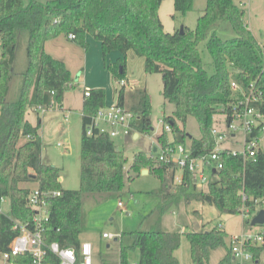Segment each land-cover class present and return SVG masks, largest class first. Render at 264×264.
Listing matches in <instances>:
<instances>
[{
  "label": "trees",
  "instance_id": "obj_1",
  "mask_svg": "<svg viewBox=\"0 0 264 264\" xmlns=\"http://www.w3.org/2000/svg\"><path fill=\"white\" fill-rule=\"evenodd\" d=\"M163 1L0 0V206L2 198H8L11 207L9 215L0 212V248L8 249L19 234L14 228L15 220L32 223L36 211L28 204L32 189L29 184L42 190L62 191L60 196L49 198L46 239L79 248L85 229V195H120L127 173L131 174L130 179L132 173L140 174L143 169L156 175L160 181V187L153 191L159 197L156 223L148 230L121 233L122 238L129 236L131 243L121 245L120 264H129L130 250H138V264H180L176 251L181 234L164 230L161 219L183 197L186 202L197 200L214 205L220 214H239L243 206L256 211V200L264 201V151L247 159L223 153V167L215 172L207 189L198 190L189 172L185 173L183 184L174 189L176 167L160 160L157 152L153 157L145 151L136 152L127 171V158L115 138L88 136L85 132L92 114L106 105L103 87L92 88L90 96L84 95L80 188L61 187L60 168L43 161L42 119L38 117V123L32 124L26 114L28 109L38 113L41 108L62 109L73 76L65 61L45 48L48 41L60 35L85 49L89 47L86 37L92 35L101 43L105 59L112 51H119L121 56L116 61L105 64L117 82L127 76L126 57L130 50L143 57L147 73L161 74L163 97L175 106L172 114L164 115L172 125L174 137L171 139L167 131H162L158 142L166 146L185 144L190 139L194 155L214 149L215 115L225 114L229 123L236 111H242L240 101L244 93H249L252 83L255 91L264 94V45L246 24L244 10L233 0H207L195 29L184 26V33L180 29L170 32L159 15ZM193 1L174 0L175 10L186 13L193 8ZM220 21L230 23L237 36L228 40L218 36L216 27ZM204 40L213 58L212 74L199 48ZM23 49L25 62L19 67V53ZM233 81L240 89L232 88ZM134 90L127 105L125 86L115 88L117 103L138 115V133L150 134L154 130L151 97L146 88ZM254 105L264 113V97ZM191 116L201 130L198 138L185 130ZM255 134H259L257 129ZM244 224L250 225V221ZM187 238L194 264H209L210 250L220 246L226 253L219 264H233L231 237L225 228L217 225L188 232ZM252 251L255 258H260L264 244L254 246ZM107 255L100 252L104 264L108 262Z\"/></svg>",
  "mask_w": 264,
  "mask_h": 264
},
{
  "label": "rangeland",
  "instance_id": "obj_2",
  "mask_svg": "<svg viewBox=\"0 0 264 264\" xmlns=\"http://www.w3.org/2000/svg\"><path fill=\"white\" fill-rule=\"evenodd\" d=\"M28 3L29 0H24ZM43 2L49 0H40ZM242 10H244V20L260 43L264 44V0H233ZM207 0H194L193 8L186 13L176 11L174 0H164L160 10V18L165 25V29L174 32L182 26L195 29L197 20L206 7ZM217 34L223 39H233L237 36L236 31L225 21L217 23ZM86 41L89 44L87 49L77 44L74 40L60 35L52 42L46 43V48L50 53L59 59H63L73 76V83L65 92V106L72 110L50 108L45 112H36L28 109L26 119L33 124L38 123V117L42 119L40 135L42 137V159L44 162L60 168L61 182L64 189H79L81 175V140L83 133L82 103L85 89H92L91 86L103 87L106 91V104L117 102L115 88L120 87V83L112 78L111 72L104 66V56L101 43L92 35H87ZM23 48V46H22ZM203 60L209 73H214L212 55L208 49L207 40L199 44ZM1 56V45H0ZM121 56L119 51H112L107 56L108 62H114ZM127 80L125 85V103L130 104L131 95L134 89H147L152 102L151 119L154 130L150 134L141 133L138 138L117 137L115 143L123 149L127 162L125 169L128 171L133 163L134 154L138 151H145L153 157V145L157 143L158 135L163 131L161 120L164 115L172 114L175 109L174 104L165 101L163 91V81L161 74L147 73L145 70V60L130 50L127 54ZM25 62L24 49L19 53L18 66L22 67ZM125 79H127L125 77ZM238 124V122H236ZM182 128V124H179ZM214 127L223 130L227 127L225 114L215 115ZM185 130L193 137H200L201 130L197 120L189 117ZM173 139V132H166ZM239 143H231L236 149H242L243 133L240 130L237 134ZM264 138V133H261ZM67 138V139H66ZM59 142L62 145H59ZM191 144L190 139L185 143ZM226 144V143H225ZM264 148V141L261 142ZM126 174V185L120 195L106 197V194H87L83 198L82 211L85 216V229L81 234L82 240H90L94 246L95 261H99V253L109 251L118 256L121 245L131 243L130 237H121L122 232L136 229L148 230L157 220L159 197L153 193L160 187V181L153 173H132L130 179ZM207 177L215 179V175L207 172ZM32 189L38 187L36 184H29ZM208 183L198 186L199 189H207ZM122 201L124 206L119 205ZM263 204L257 205L256 211L251 213L253 218L261 209ZM0 212L6 215L11 213L10 200L5 198L0 206ZM199 214H198V213ZM162 227L168 232H179L181 234V244L176 251L180 264H194L190 243L187 233L192 231L207 230L214 226L223 224L230 237L243 232H250L253 235L264 233V225H245L242 213L220 214L218 209L209 203L201 201L186 202L184 197L178 205L172 206L161 219ZM105 231L117 234L112 239H106L102 233ZM107 244H111L107 248ZM226 251L223 247H216L210 250L209 264H219ZM138 250H130L128 253L129 264L138 263ZM261 263L264 264V252L261 255ZM115 262V261H114ZM0 264L4 260L0 258ZM118 264L120 262L118 261Z\"/></svg>",
  "mask_w": 264,
  "mask_h": 264
},
{
  "label": "built area",
  "instance_id": "obj_3",
  "mask_svg": "<svg viewBox=\"0 0 264 264\" xmlns=\"http://www.w3.org/2000/svg\"><path fill=\"white\" fill-rule=\"evenodd\" d=\"M70 37L74 38L75 35H70ZM118 82L120 86H125L127 80L124 78ZM232 88L238 90L240 85L233 81ZM254 89L255 86L252 83L251 90L249 93H244L243 99L240 101V105L243 107L242 111L235 112L234 118L227 123L225 129L213 128L215 147L211 152L194 155L193 149L183 143L166 146L158 141L155 143L156 156L176 167L174 189L183 184L186 172L191 174V181L197 188L201 184H209L211 179L207 177V172L215 175V172L223 167L221 162L223 153L247 159L264 151L261 146V142L264 141V138L261 137V133H264V113L254 105L264 97V94L261 90L255 91ZM90 92V89H85L84 95L90 96ZM41 111L47 110L41 108ZM138 119L139 117L134 111L115 102L100 107L92 114L85 126V132L88 136L107 135L110 138L130 136L133 138L135 133L139 134L136 129ZM161 122L163 131H172V125L168 121L164 119ZM256 129L259 134H255ZM240 130L243 133V148L236 149L231 146V143H239L237 134ZM59 145L62 143L59 142ZM61 194V190H42L39 187L31 189L28 195V204L36 213L32 223L15 220L14 228L19 230V234L12 240L8 249L0 248V258L4 260V264H96L94 246L90 241H82L79 248L62 246L56 240L47 241L49 198ZM246 198V195H243V200ZM4 199L2 198V200ZM256 202L257 205L260 203L259 200ZM261 203L264 205V201ZM119 205L124 206L122 201H119ZM252 212L247 206L241 208L243 222L251 221ZM219 226L224 227L221 223ZM116 235L112 232L103 233V237L108 239H112ZM230 242L233 264H262L261 257L255 258L252 248L264 244V233L253 235L250 232H243L231 236Z\"/></svg>",
  "mask_w": 264,
  "mask_h": 264
},
{
  "label": "crops",
  "instance_id": "obj_4",
  "mask_svg": "<svg viewBox=\"0 0 264 264\" xmlns=\"http://www.w3.org/2000/svg\"><path fill=\"white\" fill-rule=\"evenodd\" d=\"M165 26V25H164ZM175 30H177V29H175ZM53 40H50V41H48V42H52ZM47 42V43H48ZM262 45H264L263 43H261ZM45 48H46V45H45ZM46 50L50 53V51L48 50V48H46ZM108 56V55H107ZM62 59V58H61ZM104 59V66H105V68L107 69V67H106V63L108 62L107 61V57H106V59L105 58H103ZM63 60V59H62ZM64 61V60H63ZM128 75V74H127ZM126 80H129V78L126 76ZM92 88L93 87H96V86H91ZM82 103H81V106H80V109H82V114H83V101H84V92H83V97H82ZM105 103H106V101H105ZM66 105V103H65V95H64V100H63V103H62V111H64V110H66L67 108L68 109H70V110H72V108L71 107H68V106H65ZM106 105H108V104H106ZM32 123V122H31ZM33 124V123H32ZM161 134V133H160ZM159 134V135H160ZM133 137L134 138H138V137H140V133L139 134H137V133H135L134 135H133ZM67 139V138H66ZM154 148H156L155 147V144L153 145V149H152V151L153 152H156V150H154ZM144 170V169H143ZM148 173H150V170L148 169ZM60 180H61V178H60ZM244 223V222H243ZM223 228H225V227H223ZM105 232H107V231H105ZM102 235H103V233H102ZM80 238H81V242L82 241H90V240H82V237L80 236ZM106 239H108V238H106ZM116 240V239H115ZM111 247V244H107V248H110ZM103 252H105L106 254H108L109 255V257H108V262H107V264H113V262L115 261L117 264H118V261L120 262V259H119V255L118 256H116L115 254H113L112 252H109V251H103ZM100 254V253H99ZM107 255V256H108ZM225 256V255H224ZM223 256V257H224ZM222 257V258H223ZM99 258H100V255H99ZM95 263L96 264H104V263H102L101 262V259H99V261L97 260V261H95Z\"/></svg>",
  "mask_w": 264,
  "mask_h": 264
},
{
  "label": "water",
  "instance_id": "obj_5",
  "mask_svg": "<svg viewBox=\"0 0 264 264\" xmlns=\"http://www.w3.org/2000/svg\"><path fill=\"white\" fill-rule=\"evenodd\" d=\"M180 32L181 33H184V26H182L180 28ZM117 150H119V148H117ZM154 150H156V148H154ZM142 173L146 174L148 173V169H144L142 170ZM250 224L252 226H255V225H264V208L261 209L250 221ZM117 240V238H115Z\"/></svg>",
  "mask_w": 264,
  "mask_h": 264
}]
</instances>
